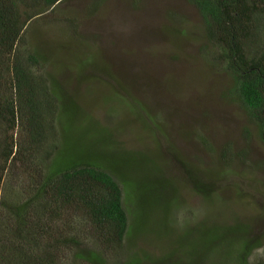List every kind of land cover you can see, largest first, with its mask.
I'll list each match as a JSON object with an SVG mask.
<instances>
[{
	"label": "trees",
	"instance_id": "trees-1",
	"mask_svg": "<svg viewBox=\"0 0 264 264\" xmlns=\"http://www.w3.org/2000/svg\"><path fill=\"white\" fill-rule=\"evenodd\" d=\"M65 1L0 0V264H264V259L251 261L262 248L251 237L252 225L238 221L219 226L205 220L183 228L169 256L127 253L126 175L139 177L132 202L136 235H142L149 214L170 213L178 198L162 177V164L124 150L112 132L113 142L109 125L91 107L76 104V131L90 137L97 131L101 142L80 145L76 136V143L59 147L55 92L60 83L50 72L48 56L29 44L26 32ZM143 1L130 0L134 6ZM182 1L202 19L204 64L228 77L224 98L239 105L264 144V0ZM92 75L78 70L76 79ZM173 153L192 191L209 202L217 174L207 173L209 182L203 183L202 173ZM223 155L228 167L229 150ZM157 158L163 160L160 153ZM155 225L158 237L175 235L166 219ZM221 250L227 256H212Z\"/></svg>",
	"mask_w": 264,
	"mask_h": 264
},
{
	"label": "rangeland",
	"instance_id": "rangeland-1",
	"mask_svg": "<svg viewBox=\"0 0 264 264\" xmlns=\"http://www.w3.org/2000/svg\"><path fill=\"white\" fill-rule=\"evenodd\" d=\"M37 20L26 37L46 53L50 72L60 83L55 92L59 147L76 143V136L80 145L101 142L97 131L91 137L76 131V104L91 107L124 150L162 164V177L178 198L170 213L149 214L142 235H136L132 202L139 177L126 175L127 253L169 256L183 228L205 220L219 226L238 221L252 225L251 237L262 242L251 261L263 260L264 144L239 105L224 98L231 84L228 77L212 71L201 58L205 39L198 11L182 0H145L138 6L130 0H66ZM78 70L93 75L78 80ZM226 149L228 167L222 162ZM173 152L202 173L203 183L209 182L207 173L217 174L209 202L192 191ZM162 218L173 229L172 237L156 235L155 221ZM212 256L227 255L221 250Z\"/></svg>",
	"mask_w": 264,
	"mask_h": 264
}]
</instances>
